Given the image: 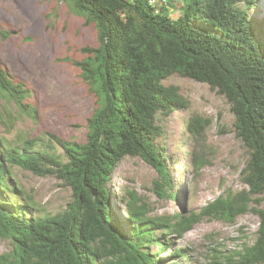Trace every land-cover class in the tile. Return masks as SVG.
<instances>
[{
	"label": "trees",
	"instance_id": "1",
	"mask_svg": "<svg viewBox=\"0 0 264 264\" xmlns=\"http://www.w3.org/2000/svg\"><path fill=\"white\" fill-rule=\"evenodd\" d=\"M150 1L57 0L96 31L98 46L81 49L85 58H66L79 69L96 107L84 144L50 134L49 149H35L36 138L15 145L0 138V236L14 245L0 264H180L187 257L181 247L169 257L157 255L204 219L233 224L249 212L260 218L256 240L225 258L226 264H264V208L252 207H260L264 196V28L249 14L254 0H183L181 6L175 0ZM0 35L6 39L12 32ZM174 75L207 84L230 105L233 131L248 152L239 176L245 187L226 190L199 213L154 218L147 216L145 203L140 206L137 193L126 190L121 202L127 217L116 216L106 197L127 157L158 172L157 196L176 198L157 122L158 116L188 109L179 88L164 84ZM29 95L0 64V99L36 118ZM211 123L195 115L187 131L199 140ZM192 154L198 173L206 157ZM13 167L57 177L72 190V201L54 215L33 214L37 209L12 179Z\"/></svg>",
	"mask_w": 264,
	"mask_h": 264
},
{
	"label": "rangeland",
	"instance_id": "2",
	"mask_svg": "<svg viewBox=\"0 0 264 264\" xmlns=\"http://www.w3.org/2000/svg\"><path fill=\"white\" fill-rule=\"evenodd\" d=\"M182 1L175 0L174 4L181 6ZM177 14L179 11L174 16ZM249 14L264 28V0H254ZM0 31L12 32L6 39L0 35V64L15 82L25 85L30 93L27 102L37 116H23L0 99V138L13 145L36 138L35 149H49L50 134L65 141L86 143L87 121L96 107V98L69 60H82L85 55L81 49L98 46L94 27L57 0H0ZM164 84L178 87L189 102L188 109H180L168 118L158 116L157 121L164 132L158 143L168 156L167 172L176 198L157 196L153 181L159 178L158 172L140 158L127 157L116 170L106 197L116 216L127 217V206L121 202L126 190L136 192L140 206L145 203L147 216L154 218L199 213L226 190L238 192L245 187L239 176L248 152L233 131L235 118L225 98L207 84L178 75ZM195 115L212 120L205 137L199 140L187 131L189 119ZM56 150L62 153L60 148ZM193 150L206 157L198 173L192 165ZM11 170L12 179L25 192L23 196L34 202L37 210L33 214L54 215L72 201V190L57 177L36 176L20 167ZM261 199L260 207H252L264 208V196ZM259 224L260 218L254 212L240 216L233 224L204 219L182 240L171 235L175 238L164 250L167 252L160 251L157 256L169 257L181 247L187 257L180 264H226L225 258L254 244ZM13 251L11 240L0 236V256H11Z\"/></svg>",
	"mask_w": 264,
	"mask_h": 264
},
{
	"label": "built area",
	"instance_id": "3",
	"mask_svg": "<svg viewBox=\"0 0 264 264\" xmlns=\"http://www.w3.org/2000/svg\"><path fill=\"white\" fill-rule=\"evenodd\" d=\"M163 1H167V0H163ZM150 2H151V3H153V2H154V0H151Z\"/></svg>",
	"mask_w": 264,
	"mask_h": 264
}]
</instances>
